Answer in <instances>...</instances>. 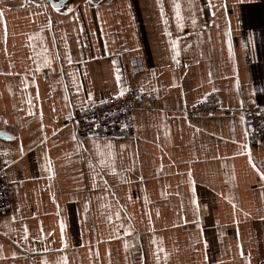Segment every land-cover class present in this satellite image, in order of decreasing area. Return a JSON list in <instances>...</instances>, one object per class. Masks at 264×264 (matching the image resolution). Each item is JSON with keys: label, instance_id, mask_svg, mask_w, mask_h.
Returning <instances> with one entry per match:
<instances>
[{"label": "crops", "instance_id": "obj_1", "mask_svg": "<svg viewBox=\"0 0 264 264\" xmlns=\"http://www.w3.org/2000/svg\"><path fill=\"white\" fill-rule=\"evenodd\" d=\"M116 57L155 100L131 138L79 137ZM263 104L264 0H0V264H264Z\"/></svg>", "mask_w": 264, "mask_h": 264}, {"label": "built area", "instance_id": "obj_2", "mask_svg": "<svg viewBox=\"0 0 264 264\" xmlns=\"http://www.w3.org/2000/svg\"><path fill=\"white\" fill-rule=\"evenodd\" d=\"M118 84L123 93L100 99L74 111L66 123H71L79 137L125 139L135 135L133 112L135 109L151 108L155 98L135 88H128L118 58H114ZM134 74L145 71L142 59L131 60ZM220 103L215 93L206 94L198 102L185 107L183 113L188 117L211 116L218 112ZM247 128L246 138L251 146L264 140V104L257 109L247 107L242 110ZM11 211L10 197L5 169L0 157V215Z\"/></svg>", "mask_w": 264, "mask_h": 264}, {"label": "water", "instance_id": "obj_3", "mask_svg": "<svg viewBox=\"0 0 264 264\" xmlns=\"http://www.w3.org/2000/svg\"><path fill=\"white\" fill-rule=\"evenodd\" d=\"M49 4H51L53 7H58L60 4L64 3L66 0H59L58 2H54L52 0H45Z\"/></svg>", "mask_w": 264, "mask_h": 264}, {"label": "snow or ice", "instance_id": "obj_4", "mask_svg": "<svg viewBox=\"0 0 264 264\" xmlns=\"http://www.w3.org/2000/svg\"><path fill=\"white\" fill-rule=\"evenodd\" d=\"M262 178H264V177H262Z\"/></svg>", "mask_w": 264, "mask_h": 264}, {"label": "rangeland", "instance_id": "obj_5", "mask_svg": "<svg viewBox=\"0 0 264 264\" xmlns=\"http://www.w3.org/2000/svg\"><path fill=\"white\" fill-rule=\"evenodd\" d=\"M45 1V0H44Z\"/></svg>", "mask_w": 264, "mask_h": 264}]
</instances>
